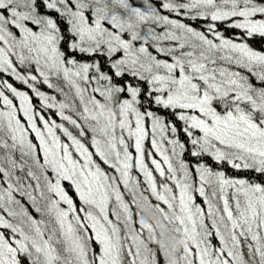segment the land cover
I'll list each match as a JSON object with an SVG mask.
<instances>
[{
	"label": "snow or ice",
	"instance_id": "6c2138e0",
	"mask_svg": "<svg viewBox=\"0 0 264 264\" xmlns=\"http://www.w3.org/2000/svg\"><path fill=\"white\" fill-rule=\"evenodd\" d=\"M0 264H264V0H0Z\"/></svg>",
	"mask_w": 264,
	"mask_h": 264
}]
</instances>
